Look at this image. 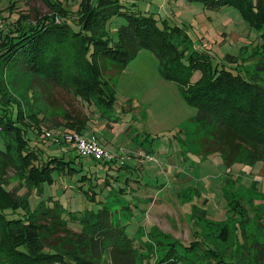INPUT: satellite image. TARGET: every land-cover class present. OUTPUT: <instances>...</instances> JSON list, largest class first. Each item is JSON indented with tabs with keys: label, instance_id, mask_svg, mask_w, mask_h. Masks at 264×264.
<instances>
[{
	"label": "trees",
	"instance_id": "1",
	"mask_svg": "<svg viewBox=\"0 0 264 264\" xmlns=\"http://www.w3.org/2000/svg\"><path fill=\"white\" fill-rule=\"evenodd\" d=\"M43 1L49 8L46 14L35 21L21 15L27 22H19L6 34L0 33V264H107L102 263L107 254L114 264H196L202 248L211 264H244L235 254L228 258L211 256L216 252L214 247L201 239L183 243L154 226L144 230L139 225L137 233L132 234L133 225L126 228L112 222L114 211L94 199V190L100 187L102 191L109 182L98 183V177H93L81 160L88 155L80 153L64 135L65 131L81 133L85 128L81 123L86 126L87 120L70 117L68 130L57 124L54 132L59 136L58 145L68 143L71 147L46 154L28 133V129L36 136L42 132L39 113L33 111L30 88L35 80L56 85L104 112L113 108L116 100L114 78L139 49H148L158 61L160 75L177 84L185 102L197 109V127L206 128L201 143H208L207 148H211L204 152L219 153L228 167L236 161L264 163V85L244 76L236 66L214 65L209 51L194 48L182 26L128 9L123 0H80V28L67 19L70 15L60 2ZM199 1L212 9L230 5L238 8L250 26L261 30L260 43L251 57L254 52L264 54V0ZM116 15L126 23L117 28L113 39L107 36L105 25ZM20 84L25 87L21 89ZM17 91L18 95L14 94ZM91 158L94 165H108ZM10 167L19 174L21 184L31 187L52 182L54 170L70 176L81 172V179H77L84 178L81 190L86 191L91 204L98 203L100 207L85 208L79 215L70 211L61 215L62 207L54 202L49 207L39 204L29 214L26 195L13 196L4 185L3 178ZM87 180L95 188L86 187ZM117 192L125 194L123 188ZM233 196V191L227 195V211L233 214L224 223L232 222L237 228L243 211L235 208L240 201ZM20 207L25 210L21 215L10 217L5 213ZM123 208L134 217L130 205ZM76 219L83 225L80 232H73L68 226L69 221ZM135 239L141 248L135 246ZM252 263L256 264L253 260Z\"/></svg>",
	"mask_w": 264,
	"mask_h": 264
},
{
	"label": "rangeland",
	"instance_id": "2",
	"mask_svg": "<svg viewBox=\"0 0 264 264\" xmlns=\"http://www.w3.org/2000/svg\"><path fill=\"white\" fill-rule=\"evenodd\" d=\"M54 1L62 4L70 15L67 19L78 27L80 0ZM122 3L128 9L151 13L158 21L166 19L171 24L182 26L194 48L209 51L214 65L236 66L244 76L249 75L264 85V54L254 52L251 57L254 47L260 43L261 30L250 26L238 8L230 5L212 9L199 0H123ZM48 11L43 0H0V33L6 34L19 22L35 21ZM21 15H25L27 20ZM125 23L122 16L111 17L105 25L107 36L116 39L117 28ZM138 51V55L144 56L131 59L114 78L116 100L113 108L104 112L91 102L76 98L67 89L35 80L30 88V100L33 111L39 113L42 132L36 136L32 129H28L30 139L51 155L65 146L58 145L59 136L54 132L57 124L68 130L73 117L89 120L87 127L81 123L85 127L83 132L73 133L94 135L97 138H88L94 137L102 146L105 144V149L116 154L114 159L103 161L113 164L109 186L105 190L111 193L102 192L100 187L94 190V199L114 211L112 222L126 228L133 225V229L140 225L139 229L144 227V230L155 225L183 243L194 239L208 242L216 251L211 256L228 258L235 254L244 264H253L252 260L256 264H264V163L236 161L227 167L219 153H205L204 149L209 145L201 143V140L206 128L197 127V109L185 102L177 84L160 75L158 61L150 50L141 48ZM145 55H153L154 58H146ZM129 63L135 67V72L143 70L142 74L132 72L123 78ZM20 87L22 89L25 85L20 84ZM14 94L18 95V91ZM64 113L71 118L67 119ZM43 133L51 134L43 137ZM64 135L67 138L70 132L65 131ZM84 137L87 138L86 135ZM60 138L63 139L62 136ZM1 144L0 137V148ZM141 148L150 154L137 152ZM45 153L42 154L45 156ZM81 160L85 168L90 167L93 177H105V170L94 166L90 156H82ZM124 162L126 166L122 170H115V165L122 166ZM80 176L81 172L70 176L54 170L52 182L31 187L25 182L21 184L19 174L10 167L3 180L13 196L26 195L30 204L29 214L39 208V204L40 207H49L55 202L62 207L59 210L61 215H65L64 211L79 215L85 208L96 210L100 207V204H91L86 199V191H82L80 185L84 178L77 180ZM85 184L86 187L90 185V180ZM118 188H123L125 194H119ZM183 189L188 191V201L183 200L186 193L180 194ZM232 191L233 197L240 201L235 208L242 209V216L237 228L228 221V226L221 231V227L227 224L224 223L227 217L233 214L227 211V195ZM146 195L151 198L145 200ZM128 199L135 202L134 217H130L128 209L123 208L129 205ZM24 212L22 207L5 211L10 217ZM68 226L71 231L80 232L83 225L76 219L69 221ZM136 239L133 241L135 246L141 248ZM198 253L196 264H211L205 257L204 248ZM139 258L142 260L141 256ZM104 261L114 264L108 254L102 263Z\"/></svg>",
	"mask_w": 264,
	"mask_h": 264
},
{
	"label": "crops",
	"instance_id": "3",
	"mask_svg": "<svg viewBox=\"0 0 264 264\" xmlns=\"http://www.w3.org/2000/svg\"><path fill=\"white\" fill-rule=\"evenodd\" d=\"M141 51V50H140ZM139 52V51H138ZM137 52V55L136 56H139V58H141L142 56H144V55H138L139 53ZM135 56V57H136ZM146 56V58H154V56L152 55V57H150V56H148V55H145ZM131 63H129L128 64V66H127V71H124V74L122 75L123 76V78H126L127 77V75H128V73H132V72H135V67H133L132 65H130ZM145 65V64H144ZM143 71V70H142ZM142 71H138V72H135L136 74H142ZM159 80H162V79H159ZM162 82V81H161ZM88 121L89 120H87V124H86V127H87V125H88ZM85 129V128H84ZM84 131V130H83ZM82 131V132H83ZM84 135V134H83ZM85 135L87 136V138L88 137H91V136H94V135H87L86 133H85ZM84 135V136H85ZM94 137H96V136H94ZM97 138V137H96ZM99 142V141H98ZM100 143V142H99ZM101 144V143H100ZM105 144H103V146H104ZM61 146V145H60ZM71 146L70 145H68V143H66L65 144V146H63V148L65 149V148H70ZM106 147V146H105ZM120 148V147H119ZM125 150V149H124ZM126 151V150H125ZM138 151H144V152H146L147 154H150V152L148 151V150H144V149H139V150H137V152ZM136 152V153H137ZM128 154L130 153V152H127ZM94 162V161H93ZM112 165L113 164H108V165H98L97 167L99 168V170H105V177H100V176H98V175H95V176H97L98 177V181L100 182V183H108L109 182V173H110V171H111V168H113L112 167ZM95 166V165H94ZM126 166V163L124 162V164L122 165V166H117V165H115L114 166V168H115V170H122L124 167ZM86 169H88V170H90V167H87ZM84 173H86L87 171L85 170V171H83ZM107 179V180H105V181H103L104 179ZM76 182V181H75ZM77 183V182H76ZM109 186V185H108ZM107 188H104L103 190H102V192H104L105 190H106ZM109 189V188H108ZM131 189V188H130ZM117 190H119V188L117 189ZM125 191V190H124ZM105 192H108V190L107 191H105ZM182 193H186V198H184L183 200L184 201H188L189 199H190V196H188L187 194H188V191L186 190V189H183L181 192H180V194H182ZM194 194H196L197 192L196 191H194L193 192ZM107 194V193H106ZM165 193H163L162 195H164ZM144 198H145V200H148L147 198H151V197H148L147 195L146 196H144ZM157 198H159L158 196H157ZM128 203H129V205H130V209L133 211V213H134V207H135V205H133L134 203H131V199H128ZM135 214V213H134ZM207 214V213H206ZM157 219H160L159 217L157 218ZM153 224H155V223H153ZM156 227L157 229H159V228H161V227H157V226H155V225H151L150 227ZM160 230V229H159ZM162 231H164L163 229H161ZM166 230H168L169 232H171V230L170 229H166ZM135 231H136V229H132L131 230V233L133 234V233H135ZM165 233H168V232H166L165 231ZM169 234V233H168ZM172 235V234H171Z\"/></svg>",
	"mask_w": 264,
	"mask_h": 264
},
{
	"label": "built area",
	"instance_id": "4",
	"mask_svg": "<svg viewBox=\"0 0 264 264\" xmlns=\"http://www.w3.org/2000/svg\"><path fill=\"white\" fill-rule=\"evenodd\" d=\"M1 26V19H0ZM67 139L73 143V146L80 153L93 157L95 160L103 162L104 160H112L116 154L105 149L95 138H86L76 133H71Z\"/></svg>",
	"mask_w": 264,
	"mask_h": 264
}]
</instances>
